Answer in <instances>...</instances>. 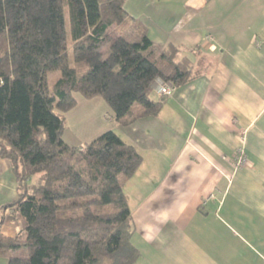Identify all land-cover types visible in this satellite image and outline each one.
Returning a JSON list of instances; mask_svg holds the SVG:
<instances>
[{
  "label": "trees",
  "instance_id": "trees-1",
  "mask_svg": "<svg viewBox=\"0 0 264 264\" xmlns=\"http://www.w3.org/2000/svg\"><path fill=\"white\" fill-rule=\"evenodd\" d=\"M124 2L0 0V158L17 191L0 214L21 227L14 236L0 227L6 264H134L140 255L124 184L142 155L113 130L82 145L63 139L74 93L102 96L128 126L163 106L155 79L174 88L191 76L179 48L155 45Z\"/></svg>",
  "mask_w": 264,
  "mask_h": 264
},
{
  "label": "crops",
  "instance_id": "crops-1",
  "mask_svg": "<svg viewBox=\"0 0 264 264\" xmlns=\"http://www.w3.org/2000/svg\"><path fill=\"white\" fill-rule=\"evenodd\" d=\"M123 6L155 45L174 44L192 66L158 114L121 126L142 155L124 184L140 253L134 264H264V0ZM85 99L103 114L99 133L116 132L104 98ZM238 152L244 163L236 166ZM220 190L230 199L219 200ZM16 197L12 168L0 158V208ZM0 223L6 236L21 228L9 210Z\"/></svg>",
  "mask_w": 264,
  "mask_h": 264
},
{
  "label": "rangeland",
  "instance_id": "rangeland-1",
  "mask_svg": "<svg viewBox=\"0 0 264 264\" xmlns=\"http://www.w3.org/2000/svg\"><path fill=\"white\" fill-rule=\"evenodd\" d=\"M54 77H55V73L50 74V76H49V82L50 83L52 82ZM163 83H166V82H163ZM168 84H170V83H168ZM156 87H158V83H156L154 81L152 83V88L155 90ZM172 90H173V87H172ZM73 96L76 98L79 105H77V107L74 110L71 111V109H70L69 110L70 112L67 111V112L63 113V115H62L65 119V128H66V130L63 134V139L70 144L78 145V144H82L81 139L85 140V142L84 141L83 142L86 143L90 139L93 140L94 138H96L97 137L96 134L100 135L99 128L101 127V125L98 124L99 123L98 119L103 120V117H102L103 114L100 113L99 107L96 104H89L88 105L89 102L87 101L88 103H87V105H85L86 102H84V101H86V99L81 93H74ZM77 102H76V104H77ZM86 106L88 109H90L89 113H85ZM111 115L112 114L110 111L107 112L106 115H104V119L109 121V122H110V120L112 121ZM94 119H96V120H94ZM104 121L101 122L102 125H104V123H105ZM112 123H115V121L113 120ZM87 128H90V130L88 129L87 133H84L83 136H81L80 131H84V129H87ZM122 130L123 129L121 126L115 127V131H116L115 133L118 134L119 136H121V138H122ZM34 181H35V177H32L30 179V182L33 183ZM220 192H221V195H220L221 197H219V200L224 199L225 195H227V193H228V192L223 193L224 190H222V191L220 190ZM230 197H231V194H228L227 199L229 200Z\"/></svg>",
  "mask_w": 264,
  "mask_h": 264
},
{
  "label": "built area",
  "instance_id": "built-area-1",
  "mask_svg": "<svg viewBox=\"0 0 264 264\" xmlns=\"http://www.w3.org/2000/svg\"><path fill=\"white\" fill-rule=\"evenodd\" d=\"M156 83H158V87H156L155 92L158 95H170L172 93V86L171 84L163 83L162 80H160L159 78L156 79ZM235 163L236 166H239L241 164L244 163V159L243 157L240 155V153L238 152L235 158Z\"/></svg>",
  "mask_w": 264,
  "mask_h": 264
}]
</instances>
